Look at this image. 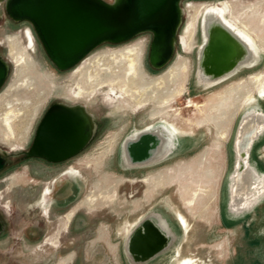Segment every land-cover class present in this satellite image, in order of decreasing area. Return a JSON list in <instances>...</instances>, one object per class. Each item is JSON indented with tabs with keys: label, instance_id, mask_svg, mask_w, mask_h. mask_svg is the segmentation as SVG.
Here are the masks:
<instances>
[{
	"label": "rangeland",
	"instance_id": "rangeland-1",
	"mask_svg": "<svg viewBox=\"0 0 264 264\" xmlns=\"http://www.w3.org/2000/svg\"><path fill=\"white\" fill-rule=\"evenodd\" d=\"M104 1L112 3L114 0ZM217 1L220 0H179L183 13L167 61L153 59L155 35L145 30L123 41L104 40L67 69H59L52 62L33 22L32 25L28 19L13 20L6 10V1L0 3V57L9 66L0 93L13 81L14 75L13 63L2 43L3 34H19L23 29L30 28L36 37V51L31 52L37 61L36 66L30 62V67L16 66L14 81L1 102L2 111L12 108L18 113L14 121L25 119L23 127L15 122L16 136L22 129L25 139L19 143L21 138L18 137L14 142L22 148L11 151L12 163H19L26 172L32 169L28 179L37 178L43 184L55 181L51 186L54 204L49 217L44 216L39 206L43 186H32V182L25 186H13L11 211H6V221L0 223V264H176L174 258L178 249L194 264H264V242L255 238L247 240L243 222L226 223L221 213L224 185L233 161L231 149L236 126L246 115V106L264 101V96L257 93L249 78L264 74V51L259 55L254 54L243 43L245 53L230 57V64L224 66L220 56L215 57L210 50L209 30L214 31L216 25H211L210 29L204 27L203 15L200 14L192 50L183 51L180 44V35L188 15L194 13L191 7L187 8L188 4L206 6ZM229 1L239 18L259 28L258 19L248 14L253 5L260 4V10H264V0ZM128 47L137 50L138 67L144 84L165 77L178 58L187 59L186 68L177 81L183 86V93L170 102L171 108L162 115L180 135L173 153L148 167H128L124 155L126 140L135 131L158 119H150L147 110L138 111L132 103H129L130 108L109 107L96 94L88 101L79 102L86 107L95 125L93 135L79 152L58 162L45 160L37 164L30 157L24 158L25 152L30 153L38 126L49 108L56 103L73 104L54 93V89L62 84L77 94L75 86H85L86 72L94 71L90 62L103 54ZM74 67L81 70H73ZM26 78L32 84L28 91L22 85ZM177 82H167L164 88L171 90ZM238 82L241 91L236 93L232 113L215 116L212 110L209 111V121L196 124L204 117L199 109L217 92ZM102 89L114 96H122L106 87L98 90ZM248 92L254 95L255 100L245 104L242 98ZM154 109L155 106H151L149 114ZM197 161L202 164L196 168L192 163ZM68 166L78 168L82 177L63 175ZM144 178L150 181L149 186ZM106 180L111 185L108 190L96 185L104 184ZM198 187L203 191L199 192L195 205L189 211L181 195L189 197L190 192ZM65 188L69 192L65 193ZM105 191L110 196L116 191L117 197L108 198L107 203L103 204L99 197ZM90 196L96 197L92 208L84 206ZM71 209H75V213L64 229L63 217ZM175 209L188 220L186 235L176 229ZM149 217L159 220L162 228L173 233L176 241L155 258L137 262L128 252V240L136 226ZM46 238H50V244L43 243Z\"/></svg>",
	"mask_w": 264,
	"mask_h": 264
},
{
	"label": "bare ground",
	"instance_id": "bare-ground-1",
	"mask_svg": "<svg viewBox=\"0 0 264 264\" xmlns=\"http://www.w3.org/2000/svg\"><path fill=\"white\" fill-rule=\"evenodd\" d=\"M99 1L104 3L109 8H118L123 6L125 3V0H122L121 3H119L118 0H114L112 3H107L103 0ZM204 6L205 4H200L199 6L188 4L187 8L191 7L194 13L188 15V19L180 35V44L183 51L190 52L192 50L197 19L200 14L203 15L204 27L207 26L208 29H210L211 25H216L215 28L217 30H215L214 33L215 45H219L227 51L237 52L236 57H239L242 53L238 51L236 44H234L235 42L231 38V36H233L234 38L242 41L244 45H246L247 48L254 54H261L264 49V10H260V4L251 6L250 13L248 14L249 17H255L258 19L260 23L259 28L256 27V25H251L249 21L239 18L238 12H234L229 0L211 2L205 7ZM178 12L179 16L183 13L181 8H179ZM207 20L209 21L206 24ZM204 39L207 43L208 36L206 33L204 34ZM167 51V49L159 50L156 52V56L164 58ZM11 53L14 55L13 57L17 67H30L25 54L23 51H17L15 49L13 41H11ZM137 58L138 54L135 47H128L110 54H103L102 56L96 58L95 61H89L92 63L94 71H87L84 78L85 86H78L79 89L89 90L90 92H93L97 87L109 88L122 95L135 106H138L139 109L147 106H155L156 110L154 109L150 114L148 111V115L150 119L157 118L158 120L135 131L124 144L125 157L129 164L128 167L130 168H141L154 165L173 153L180 135L170 122L164 120L165 118H163L162 115L171 108L170 102L174 98L182 95L183 86L177 81H179L182 71L187 65L186 58H178L176 62L169 67V71H167V75L165 77L163 76L159 80L154 81V83L144 84L142 83ZM75 70L80 71L81 69L77 68ZM249 78L254 83L257 93L260 96H264V74H255ZM29 80V78H26L22 82L23 88L27 91L29 90L28 88L32 86ZM167 82L177 83L171 90H166L164 85ZM240 89L241 86H239L238 82L235 86H228L222 91L217 92L211 100L206 103V105H203V107L199 109V113L204 117L200 120L197 119L199 121L196 124L200 125L203 124V122H206V120L209 121V119H211L210 112L212 110L215 116L216 114L218 116L231 114L233 111L232 107L237 100L235 98L236 93L239 92ZM242 100L246 104L254 102L255 98L252 93L248 92ZM190 104L191 103H189V105ZM17 115L18 113L15 112L14 109L8 108V110L4 111L0 117V123L13 137H16L14 129L15 121L13 119H15ZM199 125L196 126L198 127ZM201 164L202 163L200 161H197L193 162L192 166L197 168ZM143 180L146 182L145 184H147V186L150 185V181L147 178H144ZM96 185L102 186L105 190H108L111 186L108 180L104 181V184L98 183ZM200 191L202 192L203 189L198 187L190 192L189 197H186L184 194L181 195L183 204L189 209V211H191L195 205V201L199 196ZM111 197H117L116 191L113 192L112 196L109 195L108 191H105V193H102L99 198H101L103 204H106V199ZM87 200L86 206L92 208L95 205L96 197L90 196L87 197ZM178 214L180 216V220L175 216V226L180 233H183L185 228L188 227V220L181 213ZM144 227L145 226L143 224L136 226V228L132 231L131 236L133 235L134 237H137V235H139V237L144 238L146 232ZM134 241L135 240H133V242ZM159 241L160 246L162 247L159 253L149 254L148 252H142L140 254H136L135 259L138 260V262L149 261L164 252L169 242L172 241L174 244L176 239H174L173 233H170L169 238H160ZM149 255L152 256L147 257Z\"/></svg>",
	"mask_w": 264,
	"mask_h": 264
},
{
	"label": "water",
	"instance_id": "water-1",
	"mask_svg": "<svg viewBox=\"0 0 264 264\" xmlns=\"http://www.w3.org/2000/svg\"><path fill=\"white\" fill-rule=\"evenodd\" d=\"M6 8L14 18L23 17L34 23L48 55L59 69L75 65L104 40L123 41L145 30L155 35L153 59L165 60L173 49L180 20L179 0H125L124 5L118 8H109L99 0H9ZM215 30H210L211 53L215 57L220 56L224 66H228L232 60L229 58L236 56L237 52L215 45ZM231 38L238 51L245 53L243 42L233 36ZM163 49L168 50L167 54L158 59L156 52ZM83 123L62 112L56 104L52 105L38 126L28 156H42L50 161L73 156L92 135ZM60 150L64 151L63 154L57 155ZM140 224L145 226L144 238L130 235L128 240V252L134 260L135 255L142 252L159 253L162 249L160 238H169L170 235L156 218H146Z\"/></svg>",
	"mask_w": 264,
	"mask_h": 264
},
{
	"label": "flooded vegetation",
	"instance_id": "flooded-vegetation-1",
	"mask_svg": "<svg viewBox=\"0 0 264 264\" xmlns=\"http://www.w3.org/2000/svg\"><path fill=\"white\" fill-rule=\"evenodd\" d=\"M4 1H6V5H7V2L9 0H0V3ZM8 15L13 20H22V19L27 20V18H23V17L14 18L9 13ZM29 21L32 23L31 20ZM15 40H17V42ZM11 41L14 42L15 49L17 51H23V53L26 56V59L30 63L35 64L36 66L37 61L35 57L32 56V53H31V52L36 51V37L30 28L23 29L21 33L19 34H14V35L3 34L2 43H4V45L6 46L8 55L14 66V75H13V81H14L16 64H15V60L13 57L14 55L13 53H11ZM170 55H171V52L165 58L166 61L169 60ZM162 58L163 57L161 56L158 57V59H162ZM162 61L164 60L162 59ZM76 67H74L73 70H75ZM8 70H9L8 64L0 57V90L3 88L6 77L8 75ZM13 81L0 93V117L4 113V111H2L3 104L1 102L4 99L3 97H4L6 90L13 83ZM75 87L77 88V94L75 93L74 90L71 91V89L63 87L62 85H58L57 88L54 89L55 91L54 93H58L63 98L68 99L73 102V104L56 103V107L60 109L62 112H67L70 115L74 116L76 119H78L82 123L84 122L83 124H85V126L89 128V131L90 133H92V135L95 130L94 121L91 118L86 107L79 103L80 101H88L91 99V97L98 94L100 95L102 101L107 106L113 107L115 109L117 108L121 109L123 107L130 108L129 103H132L129 100L128 101L125 100L122 96H114L110 93H107V91L103 89L98 90V89H101V87L100 88L97 87L93 92H90L89 90H85V89H79L77 85ZM257 104L258 102L256 104H252V105L245 107L247 109V113L241 122V126L239 128V132L237 136V142H236L237 161H236V167L233 173V178H232L231 188H230V197H231L232 207L235 210H239L244 207L250 206L255 200L256 196L264 190V179L262 178L258 179V176L256 178L254 176L255 173L252 171V169L250 168L247 162L249 146L251 145L254 138L259 134L264 124V115L261 112H259V110H256V106H258ZM136 108L139 109L138 106H136ZM149 108L150 106L143 107L139 109L138 111L147 110V114H148ZM25 115L26 113L24 114V116ZM24 120L25 119L23 120L20 119L18 121L16 119L15 122L18 123L19 127H23L25 125ZM14 129H15V125H14ZM21 130H20L21 133L18 136L13 137L11 134H9L8 130L5 129V127L0 123V223H4L6 221L5 219L6 211H9V212L11 211V198L10 197L12 196V193L14 192L13 186H25L29 182L33 183L32 186H43L41 189V194L39 198V206L44 216L46 217L50 216L51 208L54 204L52 197H51L53 193V189L51 186L55 182L54 180H52V182L49 184H43V181L40 179L33 178V177L28 179L30 172L31 171L33 172V170L31 169L30 172H26L25 169L19 165V163L15 165H13L12 163L13 161H12L11 151L22 148V146L19 145V143H22L25 139V134L23 135ZM16 132L18 131L16 130ZM18 137L21 138V141L19 143H14V142H17ZM63 152H64L63 150H60L56 152V154L61 155L63 154ZM24 155H25L24 158L30 157L29 159L35 160L37 164L43 163L45 160L48 161L46 158L42 156H32L31 157V156H28L26 152L24 153ZM66 159H63L60 161H64ZM62 174L69 175L72 178L82 177L80 170L74 166H68L66 169H64ZM62 186H69V185L63 184ZM64 192L65 193L69 192V189L65 188ZM81 205L83 206V204ZM74 213H75V209H71L70 211L66 213V215H64L63 217L64 221L62 224V227L64 229L67 228L68 222L71 219V217L74 215ZM178 213L179 212H177V210L175 209V215L180 220V216ZM236 214H241V213H236ZM185 230H188V227H186ZM185 230L183 231V233H185ZM49 240L50 238H46L43 243L50 244ZM179 256L180 258L178 259L177 257ZM181 256L183 255H181V251L178 249L177 254L174 258V260L176 261V264H194V261L190 257H187V256L181 257Z\"/></svg>",
	"mask_w": 264,
	"mask_h": 264
},
{
	"label": "crops",
	"instance_id": "crops-1",
	"mask_svg": "<svg viewBox=\"0 0 264 264\" xmlns=\"http://www.w3.org/2000/svg\"><path fill=\"white\" fill-rule=\"evenodd\" d=\"M257 105L256 110H259V112L264 115V102L259 100ZM242 120L243 119L238 121L233 137L231 149L233 161L227 182L224 185V191L222 194L223 208L221 213L222 218L226 223L237 221L243 222L247 240L252 241V239L255 238L260 242H264V190L256 196L250 206L239 210L233 209L230 197L231 182L237 161L236 142ZM247 162L252 171L255 173L254 176L256 178L258 176V179H264V124L259 134L254 138L249 146Z\"/></svg>",
	"mask_w": 264,
	"mask_h": 264
}]
</instances>
